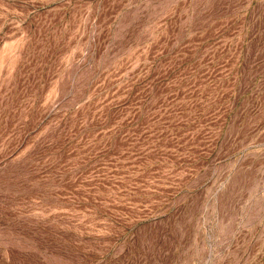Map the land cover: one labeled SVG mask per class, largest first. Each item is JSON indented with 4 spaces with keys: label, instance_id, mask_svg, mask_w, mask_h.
<instances>
[{
    "label": "rangeland",
    "instance_id": "1",
    "mask_svg": "<svg viewBox=\"0 0 264 264\" xmlns=\"http://www.w3.org/2000/svg\"><path fill=\"white\" fill-rule=\"evenodd\" d=\"M0 264H264V0H0Z\"/></svg>",
    "mask_w": 264,
    "mask_h": 264
}]
</instances>
